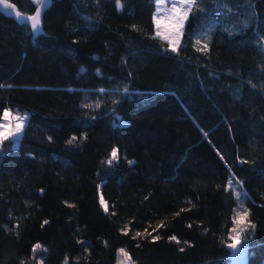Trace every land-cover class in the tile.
Listing matches in <instances>:
<instances>
[{
	"label": "trees",
	"instance_id": "trees-1",
	"mask_svg": "<svg viewBox=\"0 0 264 264\" xmlns=\"http://www.w3.org/2000/svg\"><path fill=\"white\" fill-rule=\"evenodd\" d=\"M120 3L51 0L39 34L0 20V117L27 112L0 145V264H118L121 248L134 264H229L231 173L256 225L246 264H264V0H197L176 53L154 36L155 0ZM146 228L161 239L134 238Z\"/></svg>",
	"mask_w": 264,
	"mask_h": 264
},
{
	"label": "snow or ice",
	"instance_id": "snow-or-ice-1",
	"mask_svg": "<svg viewBox=\"0 0 264 264\" xmlns=\"http://www.w3.org/2000/svg\"><path fill=\"white\" fill-rule=\"evenodd\" d=\"M158 9L157 12L153 14V23L155 26V32L154 36L155 37H160L163 40H166L168 42V49H165L164 51H171L172 53H176L178 51V47L181 43V36L183 34L184 27L186 23L189 21L190 18V12L192 11V6L197 3V0H173L172 3V8L170 11H168L165 15H160L159 13L162 11V9L159 7V5L164 3V0H155ZM177 3L180 5L179 7L177 6ZM38 6L36 7V12L33 15L27 16V21L31 22V29L33 33H39L41 31V13L42 10L47 8L50 4V0H37ZM116 5L117 7H121L120 0H116ZM0 11H6L7 15H12L15 13V16L17 19H20V13L16 11V6L14 4H10L9 0H0ZM135 27V26H133ZM210 39V37H208ZM264 39V38H262ZM196 45L201 44L200 39H196L195 41ZM208 48V44L204 43L202 48H197V51L200 52H205ZM83 71V69H82ZM99 75V72L97 73ZM100 92H105V89H100ZM124 93L129 92V88L125 86L123 88ZM118 103V102H117ZM84 107H91L89 104H84ZM96 107H100V104L97 103ZM27 114L25 116H21L18 113L13 116L9 108H4L3 109V114L0 119L4 121H8L9 118L11 117L13 120L16 122L14 124L12 123H0V145H3L5 141H9L10 139H16L18 140L19 135L22 133L24 126H25V120H26ZM95 119V117H93ZM119 126H125L123 125V122L121 121ZM51 139V138H49ZM75 137L69 139L67 141L68 144H72L73 140ZM15 147V145H14ZM120 159L119 156V148L117 146H113L111 148V152L104 163H106L108 166H112L114 162H118ZM237 160L240 161V163H248L247 160H240V157H237ZM129 165L134 164V161H128ZM231 171V170H230ZM243 181L238 179L235 176V173H231L229 176L227 185L225 190L228 191L231 189L236 196L237 200L240 201L241 198V192L236 190L235 186H239L240 188L243 187ZM98 189L101 187L100 185L97 186ZM43 191V190H41ZM246 196L247 194L244 193ZM67 203V201H65ZM99 203L105 213L108 212V205L107 202L105 201V198L103 194L101 193L99 196ZM69 207H75V205L69 204ZM242 209V210H241ZM188 211V209H181L180 212H176L175 215L179 216L181 212ZM234 215L232 216V224L233 226L229 229V240L231 241L230 243H227V248L234 251V252H239L241 255L242 250L238 247L241 246L242 241H245L248 239L247 236H245L246 232H249V230H254L256 228V225L252 223L248 218L250 216V212L248 209L243 208V203L242 201L239 204L238 209L233 210ZM48 221L45 220L41 227H43L45 224H47ZM164 227V221H160L157 223L156 227L152 229V232L157 231L158 229ZM191 227V225H189ZM125 235L128 234V226L125 225L124 229L121 230ZM207 231V229H205ZM152 232H149L148 229L146 228L143 232L137 231L135 233V237H140L144 238L146 236H150L152 241H158L161 239L159 235H153ZM170 241H176L179 243V240L175 235H172L168 238ZM79 243V241H78ZM184 243H188V241H184ZM40 244H35L33 245V252L35 253L38 249H41ZM183 251V248L180 249ZM118 252L121 253L124 257L123 260H120L118 264H134V261H131V257L129 256V253L121 248L118 249ZM23 264V262H21ZM67 264V262H66Z\"/></svg>",
	"mask_w": 264,
	"mask_h": 264
},
{
	"label": "rangeland",
	"instance_id": "rangeland-1",
	"mask_svg": "<svg viewBox=\"0 0 264 264\" xmlns=\"http://www.w3.org/2000/svg\"><path fill=\"white\" fill-rule=\"evenodd\" d=\"M35 4L37 3V0H32ZM172 3L173 0H164V3L159 5V7L162 9V11L159 13L160 15H165L168 11L171 10L172 8ZM177 6L179 7L180 5L177 3ZM158 6L156 4V10L154 13L157 12ZM0 20H3V16L0 14ZM217 28V24L214 23V21H212L211 23H209L208 25L205 26V28H203L202 32L203 34H207L209 31H212L213 29ZM160 38V37H159ZM161 40H163L162 38H160ZM165 42H167L166 40H163ZM168 44V42H167ZM10 110V109H9ZM12 115L15 116L17 113L21 116H25V114H27V112H18L16 110H10ZM3 114V113H2ZM27 118V116H26ZM16 121L13 120L11 117L9 118L8 121H4L1 119L0 123H12L14 124ZM26 122V120H25ZM21 135V134H20ZM19 135V137H20ZM19 139V138H18ZM13 142L16 144L18 140L16 139H12ZM236 197V196H235ZM237 199V198H236ZM242 201L243 203V208L246 207L245 206V202H243V200L240 198V201L237 200V206L235 207V209L239 208V204ZM242 210V209H241ZM241 250H242V255L239 252H234L231 250V254H230V262L229 264H246V256H245V250L243 248V246H238Z\"/></svg>",
	"mask_w": 264,
	"mask_h": 264
},
{
	"label": "water",
	"instance_id": "water-1",
	"mask_svg": "<svg viewBox=\"0 0 264 264\" xmlns=\"http://www.w3.org/2000/svg\"><path fill=\"white\" fill-rule=\"evenodd\" d=\"M9 3L10 4H14L13 2H11V1H9ZM50 4H51V0H50ZM49 4V5H50ZM15 5V4H14ZM36 6H35V8H34V11L31 13V14H29V15H26V14H24L23 12H21L19 9H18V7L16 6V11H18L19 13H20V16H21V18L20 19H17V17L15 16V13H13L12 15H7L6 14V11L7 10H5V11H0V14L2 15V16H4V17H6V18H13L16 22H18V23H24V24H26V25H28V27L30 28V30H31V32H33L32 31V29H31V22L30 21H27V16H30V15H33V14H35V12H36V7L38 6V4L36 3L35 4ZM49 7V6H48ZM47 7V8H48ZM0 8H2V6H0ZM47 8H45V9H43L42 10V13H41V19H42V15H43V12L47 9ZM41 30H42V24H41ZM41 32V31H40ZM39 32V33H40ZM39 33H34V34H39Z\"/></svg>",
	"mask_w": 264,
	"mask_h": 264
}]
</instances>
